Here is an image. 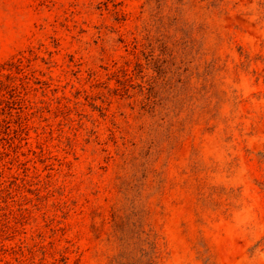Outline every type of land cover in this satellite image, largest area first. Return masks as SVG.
<instances>
[{"label":"rangeland","instance_id":"rangeland-1","mask_svg":"<svg viewBox=\"0 0 264 264\" xmlns=\"http://www.w3.org/2000/svg\"><path fill=\"white\" fill-rule=\"evenodd\" d=\"M0 264H264V0H0Z\"/></svg>","mask_w":264,"mask_h":264}]
</instances>
